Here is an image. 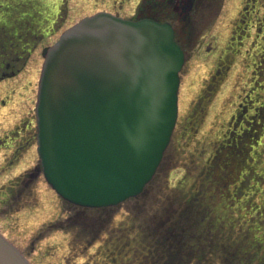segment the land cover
<instances>
[{"label":"rangeland","instance_id":"obj_1","mask_svg":"<svg viewBox=\"0 0 264 264\" xmlns=\"http://www.w3.org/2000/svg\"><path fill=\"white\" fill-rule=\"evenodd\" d=\"M156 2L49 0L53 33L0 81V234L32 264H264V0H200L185 19L162 9L184 50L178 117L139 196L83 208L42 175L34 139L42 48L96 11L133 18ZM182 222L184 235L174 228Z\"/></svg>","mask_w":264,"mask_h":264},{"label":"water","instance_id":"obj_2","mask_svg":"<svg viewBox=\"0 0 264 264\" xmlns=\"http://www.w3.org/2000/svg\"><path fill=\"white\" fill-rule=\"evenodd\" d=\"M37 153L50 187L101 208L152 180L177 118L183 52L168 24L85 17L42 51ZM0 264H29L0 235Z\"/></svg>","mask_w":264,"mask_h":264},{"label":"flooded vegetation","instance_id":"obj_3","mask_svg":"<svg viewBox=\"0 0 264 264\" xmlns=\"http://www.w3.org/2000/svg\"><path fill=\"white\" fill-rule=\"evenodd\" d=\"M157 1L162 2L154 3L150 13L146 15L139 13L138 18L162 17L161 19L165 20L166 16H159L162 9L165 8L167 11L172 7V14L185 19L200 0ZM47 2L49 0H44L43 5L42 0H0V80L17 76L28 61L37 58L38 42L53 33L58 13L50 15L45 10ZM166 19L167 22H171ZM172 26L175 31L173 24ZM27 143L29 144L28 141L26 145Z\"/></svg>","mask_w":264,"mask_h":264},{"label":"trees","instance_id":"obj_4","mask_svg":"<svg viewBox=\"0 0 264 264\" xmlns=\"http://www.w3.org/2000/svg\"><path fill=\"white\" fill-rule=\"evenodd\" d=\"M231 153H233V148H231V150L229 151V154H231ZM228 175H229V174H228ZM207 176H208V175H207ZM201 178H202V176H201ZM201 178H200V179H201ZM194 185H195V184H194ZM181 186H182V185H181ZM192 186H193V185H192ZM195 192H196L195 190H192L191 192H188V191H187V194H188V195H187V199H186L185 201H187V202H188V200L191 201V198L195 196ZM174 228H176L175 232H180V231L177 229V227H174ZM188 231H189V230H188ZM198 258H199V257H198ZM190 259L193 260V259H195V258H194V257H190ZM196 260H197V259H196ZM188 264H194V261H192L191 263L188 262Z\"/></svg>","mask_w":264,"mask_h":264},{"label":"bare ground","instance_id":"obj_5","mask_svg":"<svg viewBox=\"0 0 264 264\" xmlns=\"http://www.w3.org/2000/svg\"><path fill=\"white\" fill-rule=\"evenodd\" d=\"M3 119V117L1 116V114H0V121Z\"/></svg>","mask_w":264,"mask_h":264}]
</instances>
